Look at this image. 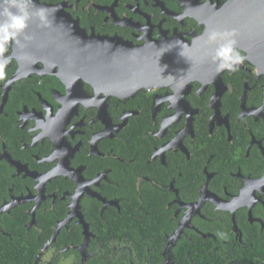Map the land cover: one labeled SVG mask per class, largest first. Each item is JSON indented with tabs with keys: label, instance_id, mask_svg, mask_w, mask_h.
<instances>
[{
	"label": "flooded vegetation",
	"instance_id": "af4514ba",
	"mask_svg": "<svg viewBox=\"0 0 264 264\" xmlns=\"http://www.w3.org/2000/svg\"><path fill=\"white\" fill-rule=\"evenodd\" d=\"M87 37L168 46L178 78L109 94ZM8 241L35 246L12 264H264V0H0Z\"/></svg>",
	"mask_w": 264,
	"mask_h": 264
},
{
	"label": "water",
	"instance_id": "95a60500",
	"mask_svg": "<svg viewBox=\"0 0 264 264\" xmlns=\"http://www.w3.org/2000/svg\"><path fill=\"white\" fill-rule=\"evenodd\" d=\"M83 44L82 51L83 47L90 50L96 48L99 54L98 57L95 54L82 61V67L87 63L85 68L96 70L91 75L96 81H92L89 75L87 79L93 84L104 83V90L109 94L129 95L149 81L168 82L178 78L176 71L179 61L168 46L154 58H147L148 52L143 47L126 44L115 38L87 37Z\"/></svg>",
	"mask_w": 264,
	"mask_h": 264
},
{
	"label": "trees",
	"instance_id": "16d2710c",
	"mask_svg": "<svg viewBox=\"0 0 264 264\" xmlns=\"http://www.w3.org/2000/svg\"><path fill=\"white\" fill-rule=\"evenodd\" d=\"M0 244H1L0 245V264H12V263H19L20 261H22L20 259L21 258V254L25 253V252H22V251L27 249V248L19 251L20 248H18L17 245H15L14 243H12L10 241L7 242V246L6 247H3L2 243H0ZM30 245H26V247H28V246L30 247ZM39 245H41V244H39ZM34 247H32V249H34ZM32 249H28L29 252L24 254V258H26V260H30L31 261L34 258V255L36 254V252L34 250L31 251Z\"/></svg>",
	"mask_w": 264,
	"mask_h": 264
},
{
	"label": "clouds",
	"instance_id": "9594fccd",
	"mask_svg": "<svg viewBox=\"0 0 264 264\" xmlns=\"http://www.w3.org/2000/svg\"><path fill=\"white\" fill-rule=\"evenodd\" d=\"M23 27H24V20L20 19V18H17L15 16H12L11 23L3 26V32L4 33H8L10 28H12V29H21ZM9 38H10L9 36H7V35L5 36V40H7Z\"/></svg>",
	"mask_w": 264,
	"mask_h": 264
}]
</instances>
